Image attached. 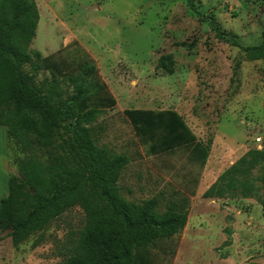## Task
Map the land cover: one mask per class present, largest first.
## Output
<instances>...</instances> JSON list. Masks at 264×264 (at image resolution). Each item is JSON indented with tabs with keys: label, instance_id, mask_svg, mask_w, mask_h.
<instances>
[{
	"label": "rangeland",
	"instance_id": "1",
	"mask_svg": "<svg viewBox=\"0 0 264 264\" xmlns=\"http://www.w3.org/2000/svg\"><path fill=\"white\" fill-rule=\"evenodd\" d=\"M194 2L200 14L186 0H36L40 21L31 49L49 58L36 60V80L55 79L69 94L68 76L80 79L84 66H96L115 103L89 128L99 147L130 160L119 180L123 197L136 204L155 198L160 213L188 212L179 234L148 245L152 264H264L258 199L203 197L247 152H264V61H247L220 41L208 16L225 35L258 45L264 0ZM169 54L172 74L158 66ZM131 112L154 116L156 132L135 124ZM173 119L185 143L154 150ZM9 145L5 163L17 175L16 159L24 155ZM85 225L75 206L18 246L10 229L0 232V264H68Z\"/></svg>",
	"mask_w": 264,
	"mask_h": 264
},
{
	"label": "trees",
	"instance_id": "2",
	"mask_svg": "<svg viewBox=\"0 0 264 264\" xmlns=\"http://www.w3.org/2000/svg\"><path fill=\"white\" fill-rule=\"evenodd\" d=\"M186 2L200 14L194 0ZM208 18L220 41L239 48L247 61H264V41L243 45L220 32L213 16ZM39 21L36 0H0V126L6 127L8 139L24 155L16 159L18 174L10 177L9 194L0 205V232L10 229L18 246L77 206L85 213L86 225L68 264H152L148 245L179 234L188 212L160 213L155 198L136 204L123 197L119 180L130 160L99 147L89 128L115 100L98 81L92 64L83 67L80 79L68 76L74 83L69 94L55 79L49 84L36 80V60L49 59L31 49ZM158 66L174 73L173 56H162ZM130 116L135 124L156 132L154 116L137 112ZM169 127L168 136L154 144V150L185 143L176 119ZM41 151L46 160L41 159ZM225 196L256 197L264 210L263 151L247 152L203 194L204 198Z\"/></svg>",
	"mask_w": 264,
	"mask_h": 264
},
{
	"label": "crops",
	"instance_id": "3",
	"mask_svg": "<svg viewBox=\"0 0 264 264\" xmlns=\"http://www.w3.org/2000/svg\"><path fill=\"white\" fill-rule=\"evenodd\" d=\"M0 136L2 137V147L0 148V183L1 190L0 191V205L2 201L9 194V179L13 176V169L6 166L5 161L8 160L11 150H10V140L7 136V129L5 126H0ZM0 137V140H1ZM4 186V191H3Z\"/></svg>",
	"mask_w": 264,
	"mask_h": 264
}]
</instances>
